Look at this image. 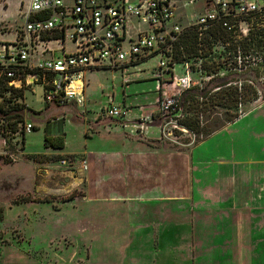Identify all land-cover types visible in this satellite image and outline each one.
I'll use <instances>...</instances> for the list:
<instances>
[{
	"label": "rangeland",
	"instance_id": "1",
	"mask_svg": "<svg viewBox=\"0 0 264 264\" xmlns=\"http://www.w3.org/2000/svg\"><path fill=\"white\" fill-rule=\"evenodd\" d=\"M29 2L8 0L6 13L11 17L5 19L8 31L24 24L21 8L25 9ZM195 10V6L185 8L186 13ZM69 47L72 48V44ZM157 62L158 57H152L126 72L108 68L88 71L85 74L86 101L82 106L70 104L45 110L40 87L25 91V103L37 113L28 115V121L36 129L27 134L21 130L12 138L0 131V207L3 212L0 264H154L156 258L169 254V249L165 251V242L154 239L153 234L147 240L125 242L110 228L112 219L118 220L116 226L121 228L122 217L128 218L129 207L137 211L138 202L139 206L145 203L149 207L145 214L150 226L151 217L158 213L155 203L161 205L163 211L165 207L164 213L169 217L171 203L176 202L179 207L189 203L185 197L190 196V189L192 192L196 172L203 168L201 156L207 143L198 142L167 109L170 102L188 89L182 83L170 85L169 80L158 85L152 76ZM192 70L190 84L198 91L205 89L203 93L221 90L236 77L235 73L219 67L208 75L207 71L199 70L196 61L192 63ZM250 75L258 98L241 107L243 114L239 121L251 117L235 128L226 129L231 132L227 138L225 133L217 138H225L229 151L232 148L237 151L239 162L242 161L239 168L246 172L242 173L244 176L252 174L254 180L253 176L260 174L258 185H261L264 183L261 176L264 171V67ZM112 103L126 108L127 118L106 115L104 110ZM56 119L65 131L67 146L60 152L46 151L45 127L48 126L49 133H56L57 127L53 132L51 129L58 124H50ZM104 125L110 126L109 134L113 138L124 137L131 145L123 151L114 146L106 151L108 157L91 153L88 143L91 144V138L99 134ZM115 127L120 128L119 133L114 132ZM240 140L241 144L237 143ZM213 149V153L218 152L217 145ZM118 153L130 157L123 159L124 154L119 156ZM248 153H251L249 160L243 161ZM61 159H66L67 163L61 164ZM137 169L142 170L139 176ZM103 170L109 176L98 178ZM131 170L135 175L126 174L125 171ZM96 178L102 180L98 193ZM123 182L133 184V188L140 184L146 190L159 187L163 192L130 193L124 199L127 203L119 202L121 199L114 194L118 197L123 194L112 186L122 188ZM185 210H178L185 216L184 220L189 216Z\"/></svg>",
	"mask_w": 264,
	"mask_h": 264
},
{
	"label": "built area",
	"instance_id": "2",
	"mask_svg": "<svg viewBox=\"0 0 264 264\" xmlns=\"http://www.w3.org/2000/svg\"><path fill=\"white\" fill-rule=\"evenodd\" d=\"M190 6L196 10L186 13ZM20 15L25 22L13 40L1 37L9 28L0 20V109L24 117L16 132L7 128L10 138L35 129L26 116V90L40 87L46 106L81 105L87 69L126 72L158 57L152 68L158 85L169 80L191 89L194 61L201 72L202 63L213 60L233 73L264 67V0H30ZM189 31L197 33L199 56L177 61L174 49H182ZM104 111L116 119L128 116L118 104Z\"/></svg>",
	"mask_w": 264,
	"mask_h": 264
},
{
	"label": "crops",
	"instance_id": "3",
	"mask_svg": "<svg viewBox=\"0 0 264 264\" xmlns=\"http://www.w3.org/2000/svg\"><path fill=\"white\" fill-rule=\"evenodd\" d=\"M7 3L8 0H5V5L0 6V20L4 22H6V17L11 18L6 13ZM14 31L15 29L13 31L4 32L1 37L5 40H13L15 38ZM53 45L56 46L57 44ZM92 70L96 69H87L83 73L85 83V99L83 103L86 101L85 91L86 87H88L85 74ZM23 99L25 100V95ZM83 103L79 106L85 105V103ZM50 107L54 106H46L45 110L47 108L50 109ZM29 112L35 113L36 111L30 109ZM250 117L251 116H248L240 121V118L237 119L235 122L217 131L203 141L208 145L201 156L203 168L196 172L191 187L192 192L190 189V196L185 197L189 202L188 204H180L181 207H179L178 203H171V210L169 212V217H167V213H164L165 207L163 211V207L155 203L154 209H156L158 213L154 214V217H151L152 226H150L146 222L148 217L145 214L149 207L146 206L145 203L139 206L138 202L137 211H133V209L129 207L128 218L123 219L122 217L121 228L116 226V221L118 220H111L110 224H113L110 226L111 230L114 228L117 235L121 236L122 239L120 240L124 241H133L134 239L143 241L149 239V235L153 234L154 239L156 238V240L165 242L164 246L167 247L165 251L169 249V254H163V256L159 254L160 257H162L159 259L156 258L157 261H155L154 264H264V183L258 185L260 174L253 176L255 177L254 180L251 178L252 174L249 175L250 178H248V180L246 179L248 175L244 176L242 173L246 174V172H242L241 168H239L242 161L239 162L240 158L237 151L234 148L229 151L225 143V138L231 135V132L226 129L230 127L235 128L238 124ZM56 120L50 123L51 125L58 124V126L51 129L53 132L57 127L56 133H49L48 126L45 127L44 146L46 135L54 137L64 135L65 133L64 129L61 130L58 119ZM50 124L48 123L47 125ZM109 129L110 126L104 125L101 127L100 133L91 138V144L88 143L91 153L98 154L99 157H101V154L108 157L109 155L106 151L111 150L114 146L117 145L120 147L118 150L123 151L124 148L126 149L131 145V142L124 137L113 138L112 134H109ZM119 131L120 128L115 127L114 132L119 133ZM131 131L134 132L132 129ZM223 133H225V138H217L218 135L220 136ZM237 143L241 144V140L237 141ZM216 145L218 152L213 153V148H215ZM66 146L67 141L65 137V147ZM45 148L46 151L60 152L65 150V148L54 149L53 147L46 146ZM228 151L230 154H228ZM248 151L250 150L248 149ZM118 154L121 156V154L123 155L124 153ZM245 155L247 156V154ZM248 155L249 156L243 161L249 160L251 153H248ZM126 156L130 157L128 154H124L122 156L123 159ZM132 158L133 156H131V159ZM105 159L106 158H104V160ZM206 166H208V168H206ZM137 171V176H139L142 170L137 169ZM125 172L126 174L132 173V176L135 175L132 170L130 172ZM262 172L261 176L264 177V171ZM120 173L122 175L124 174L122 172ZM105 174V170L101 171L98 178ZM108 176L109 175H107V177ZM243 176L245 178H242ZM98 178L94 179L95 185H97L95 191L102 187L100 184L102 180L99 181ZM136 182L138 183V181ZM99 184L100 186H98ZM114 186L115 185L112 186L113 190L119 191V194H123L120 195L121 197L114 194V197L121 199L119 202H123L126 195L130 196V193L139 194L146 191H153L154 193L160 192L159 194H161V192H163L162 188L159 187L153 190H146L140 184L135 185L133 188V184L129 182H123L122 188H114ZM98 192L101 191H97V193ZM95 197L98 198L97 196ZM99 199L100 198H98V200ZM124 201L126 202L127 200ZM181 209H187L185 211L189 214L185 220V216H182V214L178 212V210ZM179 215L181 218H179ZM119 221L121 220L119 219Z\"/></svg>",
	"mask_w": 264,
	"mask_h": 264
},
{
	"label": "trees",
	"instance_id": "4",
	"mask_svg": "<svg viewBox=\"0 0 264 264\" xmlns=\"http://www.w3.org/2000/svg\"><path fill=\"white\" fill-rule=\"evenodd\" d=\"M257 44L259 45V42ZM181 45L182 49L179 46L174 49L175 60L182 61L184 56L185 59L199 56L198 37L194 31H189L184 34ZM204 55L206 53L202 54V56ZM202 64L208 75L215 72L219 67L214 60L210 64L205 62ZM212 66L214 67L213 69H211ZM258 70L259 68L248 69L240 73H235L236 77L230 80L232 84L213 93H209V91L203 93L205 89L198 91L195 87L188 89L185 91L186 93L177 97L178 102L175 103L174 109L171 111L173 118L181 127L194 134L198 142L206 140L217 131L239 119L243 114L241 107L258 98V93L250 80L252 78L250 74ZM230 81L222 83L221 85H226ZM19 95H22V92ZM9 112H4L0 109V131L6 137H9L6 133L7 128L10 127L12 132H16L18 129L16 127L17 122L22 121L24 118L19 112ZM45 146L53 147L54 149H64V135L54 137L46 135ZM2 217L3 212L0 207V220Z\"/></svg>",
	"mask_w": 264,
	"mask_h": 264
},
{
	"label": "water",
	"instance_id": "5",
	"mask_svg": "<svg viewBox=\"0 0 264 264\" xmlns=\"http://www.w3.org/2000/svg\"><path fill=\"white\" fill-rule=\"evenodd\" d=\"M46 110H49V108H47ZM26 114H27V118L30 119V117H28V115L30 116L31 114H35V113L34 112L33 113L32 112H27ZM74 174L76 176L77 175V172L74 171Z\"/></svg>",
	"mask_w": 264,
	"mask_h": 264
}]
</instances>
